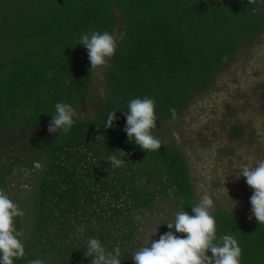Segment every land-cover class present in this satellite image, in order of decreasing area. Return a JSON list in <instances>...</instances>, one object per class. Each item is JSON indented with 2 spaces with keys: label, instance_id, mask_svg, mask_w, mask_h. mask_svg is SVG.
Segmentation results:
<instances>
[{
  "label": "trees",
  "instance_id": "trees-1",
  "mask_svg": "<svg viewBox=\"0 0 264 264\" xmlns=\"http://www.w3.org/2000/svg\"><path fill=\"white\" fill-rule=\"evenodd\" d=\"M93 31L117 40L104 73L107 95L93 118L76 117L67 133L48 135L57 103L75 108L89 98L92 69L79 40ZM263 32L260 0H0V190L10 198L7 181L15 166H42L28 213L32 224L25 231L23 216L14 218L25 256L13 264H90L92 257H84L90 238L108 252L118 247L121 264H132L136 214L169 199L191 214L199 202L177 145L152 131L161 148L139 149L123 132V113L130 100L147 97L155 102L157 124L181 117L236 52L254 46ZM110 111L117 120L107 129ZM229 133L237 139L243 128L231 125ZM8 139L14 146L26 140L12 160ZM115 149L128 154L116 153L125 161L119 168L108 160ZM212 214L217 236L238 241L240 264H264V224Z\"/></svg>",
  "mask_w": 264,
  "mask_h": 264
},
{
  "label": "rangeland",
  "instance_id": "rangeland-1",
  "mask_svg": "<svg viewBox=\"0 0 264 264\" xmlns=\"http://www.w3.org/2000/svg\"><path fill=\"white\" fill-rule=\"evenodd\" d=\"M109 62L110 59L106 66L92 69L89 98L75 107L77 118L89 119L97 114L99 103L107 95L103 80ZM263 91L264 32L254 46L236 52L226 69L215 76L213 85L194 97L181 117L159 123L152 130L165 144L177 145L184 156L197 201L203 194H208L214 201V210L231 213L242 221H256L249 202L252 189L239 176V166L249 163V157H252L253 166L255 161L264 159ZM234 124L243 128L242 136L237 139L229 133V127ZM41 129L29 132V135ZM47 134L50 133L47 131ZM25 141H20L18 146L11 145L9 139L6 141L11 145L5 150L8 159L15 157L14 152ZM41 169V164H36L33 169L15 166L7 181L10 198L24 213L25 231L33 222L28 213L36 198L34 185ZM138 184L143 182L138 181ZM230 199L237 202L232 210ZM173 201L169 199L162 203L158 200L150 211L136 214L138 234L130 248L131 258L150 239L158 240L162 235L166 223L179 211L172 205Z\"/></svg>",
  "mask_w": 264,
  "mask_h": 264
},
{
  "label": "clouds",
  "instance_id": "clouds-1",
  "mask_svg": "<svg viewBox=\"0 0 264 264\" xmlns=\"http://www.w3.org/2000/svg\"><path fill=\"white\" fill-rule=\"evenodd\" d=\"M260 2L264 3V0ZM248 3L255 5L257 0H248ZM79 44L87 49L91 69L106 66L117 49L116 38L107 31L84 33ZM116 112L108 113L105 124L107 129L114 126ZM123 114L126 119L123 132L129 141L145 152L161 148L160 140L152 134V130L157 127L153 99H132L128 103V111ZM76 117L78 112L73 106L57 103L48 132L54 134L59 130L67 133ZM116 153L120 157L128 154L121 149H115L109 156L111 166L119 168L125 161L118 158ZM239 176L252 189L249 200L252 216L258 224H264V159L255 161L253 166L252 157H249V163L239 166ZM230 204L232 210L237 202L230 199ZM213 210V199L208 194H203L199 203L191 207V214L185 210L178 211L174 222L166 223L169 231L160 235L158 240L150 239L149 243L132 255L134 264H240L241 248L238 241L230 234L217 236ZM23 215L19 206L0 190V264H13L14 259L25 256L24 244L20 239L23 233L17 230L14 219ZM177 233L182 235H176ZM120 256L118 247L108 252L96 238L88 240L87 251L84 253L85 258L92 257L90 264H121ZM29 264H43V261L31 260Z\"/></svg>",
  "mask_w": 264,
  "mask_h": 264
}]
</instances>
